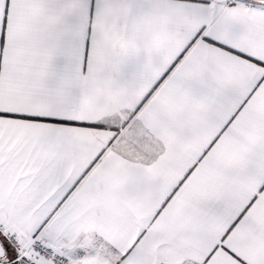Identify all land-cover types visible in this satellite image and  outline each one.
Segmentation results:
<instances>
[{
  "label": "snow or ice",
  "instance_id": "obj_1",
  "mask_svg": "<svg viewBox=\"0 0 264 264\" xmlns=\"http://www.w3.org/2000/svg\"><path fill=\"white\" fill-rule=\"evenodd\" d=\"M0 264H264V0H0Z\"/></svg>",
  "mask_w": 264,
  "mask_h": 264
}]
</instances>
